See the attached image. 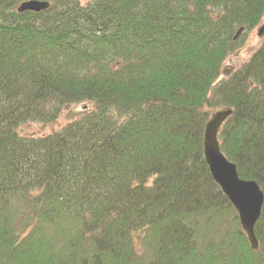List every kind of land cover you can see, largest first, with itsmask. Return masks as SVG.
Segmentation results:
<instances>
[{
	"label": "trees",
	"instance_id": "trees-1",
	"mask_svg": "<svg viewBox=\"0 0 264 264\" xmlns=\"http://www.w3.org/2000/svg\"><path fill=\"white\" fill-rule=\"evenodd\" d=\"M263 20L264 0H0V264H264V206L255 251L204 155L232 110L221 152L264 193V39L224 75Z\"/></svg>",
	"mask_w": 264,
	"mask_h": 264
},
{
	"label": "water",
	"instance_id": "water-1",
	"mask_svg": "<svg viewBox=\"0 0 264 264\" xmlns=\"http://www.w3.org/2000/svg\"><path fill=\"white\" fill-rule=\"evenodd\" d=\"M49 8L50 4L48 3L29 1L23 3L18 8V12L21 14L26 12L41 13ZM243 32L244 29H240L234 40L239 39ZM259 37H264V27L261 28ZM232 114V110H221L216 112L207 123L204 137L205 161L213 180L237 211L241 227L247 235L251 248L257 251L259 242L255 235V227L261 218L264 193L257 182L242 180L239 177L236 165L228 161L221 152L218 139L221 128Z\"/></svg>",
	"mask_w": 264,
	"mask_h": 264
},
{
	"label": "rangeland",
	"instance_id": "rangeland-1",
	"mask_svg": "<svg viewBox=\"0 0 264 264\" xmlns=\"http://www.w3.org/2000/svg\"><path fill=\"white\" fill-rule=\"evenodd\" d=\"M262 27H264V20L255 30L248 32L243 37L240 48L227 60L224 66L225 76L231 75L236 69L244 65L261 47L264 37L260 38L259 32ZM84 107L85 106L83 105H75L66 108L67 111H65L63 116L60 118L59 124L56 123L52 126L46 127H44L43 125L34 124L21 128L20 132L23 134L34 133L36 135L50 134L59 129L65 123L71 121L77 114L82 111Z\"/></svg>",
	"mask_w": 264,
	"mask_h": 264
}]
</instances>
